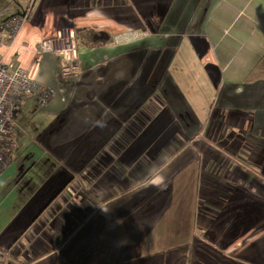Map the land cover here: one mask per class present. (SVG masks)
I'll return each instance as SVG.
<instances>
[{"label": "crops", "instance_id": "0c3cea01", "mask_svg": "<svg viewBox=\"0 0 264 264\" xmlns=\"http://www.w3.org/2000/svg\"><path fill=\"white\" fill-rule=\"evenodd\" d=\"M32 4L0 51L54 92L13 114L4 263L264 264V0ZM61 26L75 76L35 54Z\"/></svg>", "mask_w": 264, "mask_h": 264}, {"label": "built area", "instance_id": "2783aa9c", "mask_svg": "<svg viewBox=\"0 0 264 264\" xmlns=\"http://www.w3.org/2000/svg\"><path fill=\"white\" fill-rule=\"evenodd\" d=\"M25 19V12H15L0 20V48L14 44V37ZM17 52L14 50L12 55L15 56ZM42 52L59 58V70L63 77L77 74L76 44L71 26H61L53 35L41 38L35 54L38 56ZM3 56L4 52L0 51V172L7 165L8 152L13 146L12 121L16 107L30 95L43 103L54 92L53 88L31 78L19 61L12 58L5 60Z\"/></svg>", "mask_w": 264, "mask_h": 264}, {"label": "rangeland", "instance_id": "374dc122", "mask_svg": "<svg viewBox=\"0 0 264 264\" xmlns=\"http://www.w3.org/2000/svg\"><path fill=\"white\" fill-rule=\"evenodd\" d=\"M69 1V0H68ZM33 2V4L36 2V0H0V18H2L5 14H7L10 11L17 10V11H24L25 8ZM32 4V5H33ZM31 5V6H32ZM152 105L151 103H149ZM156 104V103H154ZM19 153V152H18ZM89 167H91L89 165ZM1 251V250H0ZM3 252V258L0 260V263L5 264V252Z\"/></svg>", "mask_w": 264, "mask_h": 264}, {"label": "trees", "instance_id": "16d2710c", "mask_svg": "<svg viewBox=\"0 0 264 264\" xmlns=\"http://www.w3.org/2000/svg\"><path fill=\"white\" fill-rule=\"evenodd\" d=\"M82 37L84 36H87V41L88 42H92V41H98L99 39L101 38H104L102 37V33L98 30H93V29H89V30H86L84 33L81 34Z\"/></svg>", "mask_w": 264, "mask_h": 264}]
</instances>
